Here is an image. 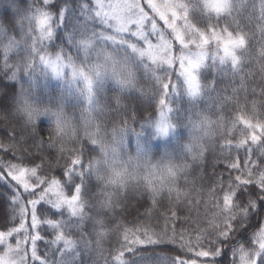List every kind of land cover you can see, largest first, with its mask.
<instances>
[{"label": "snow or ice", "instance_id": "6c2138e0", "mask_svg": "<svg viewBox=\"0 0 264 264\" xmlns=\"http://www.w3.org/2000/svg\"><path fill=\"white\" fill-rule=\"evenodd\" d=\"M45 5L49 0H43ZM79 16L74 17L72 31L67 34V40L75 49L77 55L67 53L63 47L52 54L48 51L50 42L54 41L57 32L53 27V14L41 7L30 4L27 9L18 10L19 19L16 21L21 30L20 38L8 37L4 47V68H12V78L22 72L31 85L36 82L37 74L47 78L49 75L61 80L65 85L68 96L83 99L86 107L81 119L85 129L84 135L99 149V158L88 162L82 169V152L71 157V162L66 166L64 175L65 183L55 177L40 174V165L25 166L22 163H7L4 168L7 176L22 189L15 191L13 203L18 207L20 223L18 226L0 231V264H51L46 258L38 254L37 241L41 236L42 225L54 230V245L62 244L58 249L59 259L55 264H71L67 259L69 254L76 252L77 243L70 235L73 221L79 226L88 218L86 208L89 206L85 196L88 190L85 186V174L95 176L104 185V188L113 187L124 189L129 181L143 179L147 190L155 202V198L167 191L171 197L175 193L179 200L182 195L177 187V182L188 165L174 162L171 153H165L160 161L152 162L146 142L137 140L135 155L127 154L128 128H114L111 142L95 123V115L100 111L98 93L103 91L107 81H114L121 90L136 86L137 72L143 71L152 78L156 84L154 95L158 102V118H146L141 127L154 129L153 139L168 137L175 133L176 125L172 122L170 113L173 112L172 98L183 92L192 100L200 99L204 93L201 82L202 74L209 68L224 70L230 65L233 74H238L245 62L248 50L249 36L239 28L235 34L230 31V24L221 26L222 20L233 18L242 13L246 7L245 0H78ZM253 12L257 11L255 0L252 2ZM71 14L72 9L68 8ZM259 15L257 20L264 22V0H259ZM207 20L205 27H199L193 22L197 14ZM82 18V19H81ZM252 21V15L247 17ZM65 10L59 12V23L56 29L65 25ZM159 22H163V27ZM98 24L100 27L92 25ZM264 32V25L260 28ZM7 36L6 29L0 25V37ZM176 45L179 46L178 51ZM56 47L55 43L51 44ZM21 49L26 57L20 63L9 65L8 53ZM264 55V52L261 53ZM173 71L177 77L173 80ZM19 110L26 114L29 122H34L38 116H49L54 119L53 129L55 136H69L75 139L77 127L62 107L57 110L51 108H34L29 102L22 86ZM197 120H190V143L184 145L189 153L202 155L204 138L213 134L212 125L216 123L208 116L200 115ZM252 117L238 115L231 121L229 135L237 130V124L243 125L238 129L240 138L235 143V148L240 149L246 145H259L260 155L264 156V121ZM221 121L223 117L220 118ZM91 129V130H90ZM134 131V130H133ZM139 138L143 132L135 133ZM231 139L227 140L222 148H230ZM4 147L7 152L8 146ZM63 151V149H61ZM253 149H247V158L241 169L239 158L228 165L232 172H238L234 178L230 175L226 185L223 181L218 183V192L211 195L215 197L213 207L216 211L208 226L212 232L200 229L193 241L186 236V230L176 232L175 225L168 235L167 225L163 232L157 233L150 227L137 224L134 228L123 227L120 248L116 249L113 257L115 264H133L125 259V253L134 254L136 246L158 245L165 243L177 244L191 257L176 256L171 264H217L216 258H222V249L212 247L221 241L229 244L249 242L250 248L240 247V264H264V222L259 224V231L255 237L249 239V209L264 208V162L252 159ZM125 156L127 158H125ZM166 158V159H165ZM256 169L255 171L253 169ZM80 177V183H74V177ZM4 173L0 172V179ZM66 186L69 189L65 191ZM249 186L258 189L257 200L250 199L253 193ZM113 193L105 192L106 199L100 206L111 207L110 198ZM187 196L188 193H183ZM249 199L245 203L243 197ZM26 201V202H25ZM38 206H41L38 208ZM49 213L60 219L48 218ZM67 216V219L63 217ZM30 217V223H29ZM177 218L176 212H171V219ZM98 227L97 244L99 238L107 235L108 229L102 219H96ZM121 227L120 225L117 226ZM31 229V231H29ZM22 234V235H21ZM214 234L215 239H210L208 245L204 240ZM15 236V243L11 238ZM143 237V238H142ZM233 237H238L234 240ZM233 255L236 249H230ZM203 258V259H201ZM168 264L167 258H161ZM235 264V261L232 262Z\"/></svg>", "mask_w": 264, "mask_h": 264}, {"label": "trees", "instance_id": "16d2710c", "mask_svg": "<svg viewBox=\"0 0 264 264\" xmlns=\"http://www.w3.org/2000/svg\"><path fill=\"white\" fill-rule=\"evenodd\" d=\"M88 2L91 3V0ZM252 2L253 0H245L246 7L242 13L234 16L235 23L233 18L220 22L221 26L230 24L229 30L234 34L237 24L240 29L248 33V50L241 71L233 74L230 65L225 66L224 70L207 69L201 76V82L205 86L204 93L196 101H192L181 89L180 93L172 98L171 104L173 112L170 116L176 125L175 133L168 137L153 139L154 129L147 126L141 127L145 124L146 118H158V102L154 95L156 84L150 75L146 76L143 71L137 72L134 88L121 90L114 81L109 80L105 83L103 91L98 93L97 98L101 110L94 113L95 123L99 124L109 142H111L112 130L124 127L126 122L128 155H135L139 139L147 143L153 163L160 161L165 153H171L174 162L187 164L188 167L177 182V187L182 193L179 200L176 199L175 193L170 197L167 191H164L155 198V202L143 179L129 181L124 189L113 187L105 189L102 182L98 181L95 176H89L86 173L84 183L88 194L85 199L89 206L85 210L88 218L84 220L83 232L79 229L77 234L70 231L72 238L74 237L80 241L79 244H82L84 253H86L82 257L86 264H98L101 256V264H115L113 257L116 249L120 248L118 241L122 240L124 226L134 228L137 224L145 225L152 231L160 233L167 225L168 235H171L174 224L177 233L186 230V236H190L193 241L200 229L212 232L208 221L212 219V214L216 209L213 207L215 197L211 194L216 191L222 197V193L218 192V183L223 181L226 185L230 175L234 178L239 174L230 171L228 165L239 158L240 167L243 169L249 146L253 149L252 159L264 162V156L260 155L259 145H251L249 142V145L243 148H235V143L240 138L238 129L243 128V125L237 124V130H234L231 135L228 133L231 121L238 115L252 117L255 111L256 116L253 122L256 119L264 121V55H261L264 52V32L260 30L264 22L256 19L259 15V0H255L257 5L255 12L252 9ZM30 4L44 8L53 14V27L57 36L54 37L53 42H50L48 51L55 54L63 47L67 53L74 57L77 55L67 40V34L72 31L74 17H78L76 15L78 0H49L48 5H45L43 0H0V25L7 32V36L0 37V145L8 146L7 152L4 147H0V172L4 173V178L0 179V231H7L20 223L18 207L11 200L15 191L22 192V189H19L15 182L7 176L5 164L22 163L29 167L38 164L41 175L55 177L63 184L67 180L64 175L65 168L70 164V158L78 154L77 150L82 152L83 167L81 170L86 168L90 160L99 158L98 147L92 145L84 135L85 129L81 116L86 105L83 99L68 96L64 90V83L51 75L45 78L37 74L35 84L31 85L22 72L13 79L14 69L4 68V47L8 43V37L14 36L19 39L21 34L16 23L19 19L18 10L27 9ZM68 8H71L72 12L71 14L68 10L65 12V25L56 29L60 10ZM249 15L253 17L251 22L247 19ZM193 22L199 27H205L207 24V20L199 13ZM92 26L98 27L97 24ZM52 43L57 46L52 47ZM25 57L26 53L21 49H15L8 53V63L9 65L18 64ZM172 78L177 79L174 71ZM22 86L34 108L57 110L62 107L73 118V123L77 127L76 138H71V134L63 137L55 136L54 119L49 116H38L34 122H29L26 114L19 110L22 103L20 95ZM198 113L208 116L216 123L212 125L213 134L202 141V155L193 157L192 153L185 150L184 145L190 143L191 125L189 121L199 119ZM221 117H223L222 121ZM139 132H143V136L138 138L135 133ZM229 139L233 141V145L230 148H222V145ZM260 170H264V166ZM74 183H80L79 176L74 177ZM249 190L253 193L250 199L256 200L259 207L260 201L256 197L258 189L249 186ZM65 191L71 194L67 186ZM105 192L114 195L110 198L111 207L102 208L100 202L106 199ZM185 192L188 193L187 196L183 195ZM242 199L246 203L249 197L245 196ZM172 211L176 212L175 220L171 219ZM249 213L248 235L249 239H252L259 231V224L264 222V208H259L258 214L256 209H249ZM48 218L60 219L62 217L59 215L53 217L49 213ZM63 218H67L66 214ZM96 219H102L108 229L107 235L99 238V244H97L96 233L99 229L95 225ZM118 225L121 227L118 228ZM88 229L92 231L88 233ZM40 234L43 239L37 241V251L45 256L47 247L55 238V232L46 225H42ZM15 239V236L11 238L13 244ZM210 239H215L214 234L206 238L204 244L208 245ZM233 239L236 240L238 237H233ZM241 246L253 247L249 242L229 244L222 242L221 238L220 242L212 245V247L222 249V258H216L217 264H232L233 261L235 264H240L238 249ZM230 249H236V254L233 255ZM2 251L3 248L0 247V253ZM53 251L54 253L52 250L48 252L52 258L51 263L59 259L57 249L53 248ZM176 256L189 258L191 254L180 250L179 243L137 245L134 254L125 253V259L132 262L143 260V264H164L161 258H167L168 264H171V260ZM30 257L29 251V261L33 264Z\"/></svg>", "mask_w": 264, "mask_h": 264}, {"label": "rangeland", "instance_id": "374dc122", "mask_svg": "<svg viewBox=\"0 0 264 264\" xmlns=\"http://www.w3.org/2000/svg\"><path fill=\"white\" fill-rule=\"evenodd\" d=\"M91 2H92V0H91ZM142 2H143V0H142ZM66 11H67V9L65 10V12H66ZM76 11H77L76 15L79 16V6H77ZM159 24H160L161 27H163V22H159ZM97 25H98V24H97ZM98 27H100V26L98 25ZM178 48H179V46L176 45V50H177V51H178ZM11 202H13V198H12ZM65 219H67V218H65ZM77 223H78V222H76V221L74 220V221H73L74 226L70 229V231L75 232V234H77L78 229H79L80 231H82V229H83V227H84V225H85L84 222H83L82 224H80V225L77 227V226H75ZM88 230H89L88 233H90V232L92 231L91 229H88ZM82 232H83V231H82ZM73 239H75V238L73 237ZM77 241H78V240H77ZM79 242H80V241H78V243H77V248H76V252L79 253V255L77 256L75 253H72V254H69V256L67 257V259H69V260L71 261V264H86L85 261H84V258L82 257V255H84V254H86V253H84V249H83V247H82V244H79ZM0 247L3 248V246H0ZM62 247H63L62 244H59V245L51 244L50 246L47 247V249L45 248V249H46V254H47L46 258H47L50 262H52V258L48 255V252L52 250V252L54 253L53 248L57 249V251H58V249H60V248H62ZM48 248H49V249H48ZM45 249H44V251H45ZM96 251H98V250H96ZM38 254L41 255L42 257H44L42 254H40V253H38ZM97 254H98V253H97ZM80 255H81V256H80ZM30 258H31V257H30ZM59 258H60V257H59ZM101 259H102V256H101V258L98 259V264H101ZM51 264H55V262H53V263H51ZM133 264H143V260H138V261H136V262H133Z\"/></svg>", "mask_w": 264, "mask_h": 264}]
</instances>
